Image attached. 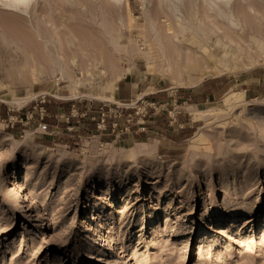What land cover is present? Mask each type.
Returning <instances> with one entry per match:
<instances>
[{"label":"rangeland","instance_id":"374dc122","mask_svg":"<svg viewBox=\"0 0 264 264\" xmlns=\"http://www.w3.org/2000/svg\"><path fill=\"white\" fill-rule=\"evenodd\" d=\"M202 1L0 6V264H264V0Z\"/></svg>","mask_w":264,"mask_h":264},{"label":"bare ground","instance_id":"6f19581e","mask_svg":"<svg viewBox=\"0 0 264 264\" xmlns=\"http://www.w3.org/2000/svg\"><path fill=\"white\" fill-rule=\"evenodd\" d=\"M32 1L33 0H0V6H2L3 8H5V9H8L9 10V12L12 10V11H18V12H22V13H26L27 12V10L30 8V6H31V4H32ZM124 0H115V2H116V4H122V2H123ZM141 2H142V5H143V7H144V9H145V15H146V20H147V22L150 24V26L152 27V28H154L155 27V25H156V23H157V21H158V18H155V17H153L149 12H147L146 11V9H147V4L148 3H151V1L152 0H140ZM166 1H168L169 3H170V5L172 6V10H173V14H174V16H175V18L178 20V21H180V22H182L183 23V20H182V17H180L178 14L179 13H181V6H183V4H184V0H166ZM197 1V0H196ZM211 2L216 8H217V10H218V13L221 15V14H227V10L226 9H228L229 11H231V9H232V3H233V0H204V4H206L207 2ZM161 3V2H160ZM33 5V4H32ZM206 6V5H205ZM204 6V7H205ZM159 9V8H158ZM183 9V8H182ZM192 9V8H191ZM206 9V8H205ZM208 9V8H207ZM161 11H162V13L163 14H165L164 13V11H163V9L161 8ZM227 11V12H226ZM190 12V11H189ZM206 12V11H205ZM185 13V12H184ZM191 13V12H190ZM194 13V12H193ZM199 14V13H198ZM232 14V13H231ZM160 17V16H159ZM184 17V16H183ZM196 17V16H195ZM227 17H228V14H227ZM186 18V17H185ZM132 21H134V18L132 17ZM138 21V20H137ZM161 21V20H160ZM197 21H199V20H197ZM229 21H230V24H232V25H234V26H237V24L235 23V16H234V14L233 15H231V17H229ZM119 22V21H118ZM126 22V21H125ZM184 22H185V20H184ZM187 22V21H186ZM185 22V23H186ZM145 23V22H144ZM204 23V22H203ZM184 24V23H183ZM189 24V23H188ZM191 24V23H190ZM196 24V23H195ZM228 24V23H227ZM145 25H146V23H145ZM197 25H198V23H197ZM196 25V26H197ZM149 26V27H150ZM185 26H186V24H185ZM122 27V26H121ZM183 27V30L182 31H184L185 29H184V26H182ZM199 27H200V25H199ZM239 27V26H238ZM158 28V27H157ZM170 28V27H169ZM191 28V27H190ZM232 28H234V27H232ZM142 29L144 30V25H142ZM198 28H196V30H197ZM200 29V28H199ZM217 29H220V28H218L217 27ZM192 30V29H191ZM195 30V29H194ZM187 31V30H186ZM201 33H202V31L201 30H199ZM197 32V31H196ZM196 32H194L195 34H196ZM189 33H192V32H189ZM199 33V32H198ZM182 35V34H181ZM189 35H191V34H189ZM194 35V34H193ZM197 35V34H196ZM253 35H255V34H253ZM253 35H252V37H253ZM167 37V39L166 40H168L167 42H168V51H169V59H168V61H166V62H168V64H165V65H167L168 66V69L169 70H171V71H175V74H176V76L174 77V79L176 78V80H177V83H181L182 82V77H183V75H187L188 74V76H189V78H191V81L193 82V84L194 83H199V82H202V81H204V79L206 78V77H208V76H219L222 72H223V70L220 68V66H218L217 64H213V62L209 59V57H199V54H198V51H195V50H193L192 51V49L189 47V46H187L186 44H184V42H183V40H182V38H180V36H179V34L176 32V31H172V34H168L167 33V35H166ZM201 36V35H200ZM256 36V35H255ZM183 37V36H182ZM211 37V36H210ZM263 37V36H262ZM201 38V37H200ZM199 38V39H200ZM202 38H203V40L206 42V43H208V41H210V39L208 40V41H206L207 40V37L204 35V36H202ZM217 38H219V37H217ZM221 38H222V36H221ZM237 38V37H236ZM224 39V38H223ZM223 39H222V41H223ZM261 39V38H260ZM263 39V38H262ZM115 40H116V38H115ZM176 41H178L179 43H182V45H179L178 43H176ZM201 41V40H200ZM203 41V42H204ZM215 41V40H214ZM222 41H221V43H222ZM229 42V41H228ZM202 43V42H201ZM215 43V42H214ZM225 43H227V42H225ZM263 43V42H262ZM130 44V43H129ZM128 44V45H129ZM228 44V43H227ZM234 44V43H233ZM143 45H144V43H143ZM147 45H149V44H147ZM153 45V44H152ZM204 45H206L205 43H204ZM235 45V44H234ZM264 45V44H263ZM117 46V45H116ZM139 46V45H138ZM207 46V45H206ZM218 46H219V44H218ZM262 46V45H261ZM135 47V46H134ZM208 47V46H207ZM211 47H212V45H211ZM234 47V46H233ZM133 48V47H132ZM261 48V47H260ZM141 49V48H140ZM205 49V48H204ZM211 49V48H210ZM209 49V50H210ZM214 49V48H213ZM219 49H221V48H219ZM130 50V49H129ZM143 50V49H142ZM165 51H166V49H164ZM207 50H208V48H207ZM208 50V51H209ZM215 50V49H214ZM218 50V49H217ZM202 51H203V48H202ZM247 51V50H246ZM134 52V51H133ZM157 52V51H156ZM182 52L185 54V60L184 61H181V60H179V58L181 57V55H182ZM204 52V53H203ZM202 53L205 55V54H208L209 55V53H207V51H203ZM216 52V51H215ZM214 52V53H215ZM166 53V52H165ZM218 53V52H217ZM224 53V52H223ZM238 53V52H237ZM133 54V53H132ZM216 54V53H215ZM229 54V53H228ZM231 55H233V54H231ZM237 55V54H236ZM60 56V55H59ZM61 56L63 57V55L61 54ZM153 56V55H152ZM212 56H213V54H212ZM218 56V55H217ZM219 56H220V54H219ZM218 56V57H219ZM222 56V55H221ZM229 56V55H228ZM227 56V57H228ZM242 56V55H241ZM247 56V55H246ZM61 57V62L59 63V66H60V70H61V72L63 73V71H62V69H64L66 66H67V62H65V59L64 58H62ZM158 57V56H157ZM233 57H234V55H233ZM102 58V57H101ZM168 58V57H167ZM157 59H159V58H157ZM183 59V58H182ZM101 60V59H100ZM77 60H72L71 62H72V64L76 67L77 66V62H76ZM162 61V60H161ZM236 61V60H235ZM237 61H238V59H237ZM96 62V61H95ZM160 62V61H159ZM239 62V61H238ZM105 63V61L103 62V64ZM247 63H250V61L249 62H247ZM90 64L92 65L93 63H91L90 62ZM96 64V63H95ZM100 64V63H99ZM102 64V65H103ZM111 64V63H110ZM157 64V63H156ZM161 64V63H160ZM159 64V65H160ZM239 64V63H238ZM243 65L244 64H246L245 63V61H244V63H242ZM101 65V64H100ZM158 65V64H157ZM243 65H241L242 67H243ZM248 65V64H247ZM251 65H253V63L251 64L250 63V66ZM93 66V65H92ZM99 66V65H98ZM153 66V65H152ZM163 66V65H162ZM167 66H166V68H167ZM95 67H96V65H95ZM257 67V66H256ZM117 68V67H116ZM161 68V67H160ZM244 68H248V67H244ZM244 68H242V69H244ZM250 68V67H249ZM95 69V68H94ZM225 69V68H224ZM238 69V68H237ZM241 69V68H240ZM252 69V68H251ZM103 70V69H102ZM112 70V69H111ZM110 70V71H111ZM114 70L116 71V73H117V70H119V71H121L120 70V68H118L117 70L114 68ZM164 70V69H163ZM247 70H249V69H247ZM37 70H36V68L34 67V66H31L30 67V73H31V76L33 77V79H34V81H37V79H36V72ZM95 71V70H94ZM101 71V70H100ZM104 71V70H103ZM115 71H113L114 73H115ZM164 72V71H163ZM225 72V71H224ZM87 73V72H86ZM95 73V72H94ZM97 73V72H96ZM102 73V72H101ZM107 73V72H106ZM103 74H105L104 72H103ZM111 74H112V72H111ZM118 74V73H117ZM116 74V75H117ZM223 74V73H222ZM119 75V74H118ZM121 75H123V74H121ZM105 76V75H104ZM69 78L72 80V82H76L75 81V79H74V76L72 75V73H70L69 74ZM173 78V77H172ZM196 78V79H195ZM117 79V78H116ZM117 81V80H116ZM119 81V80H118ZM112 83H113V81H112ZM114 83H116V82H114ZM177 83H175V84H177ZM78 84H79V82H78ZM182 84V83H181ZM183 84H184V82H183ZM200 84V83H199ZM197 85V84H196ZM181 86H183V85H181ZM195 86V85H194ZM208 114V113H207ZM135 152V151H134ZM133 151H130V152H128V154H127V158L129 159V162H133V160H134V158H135V153H134ZM248 222H251V221H248Z\"/></svg>","mask_w":264,"mask_h":264},{"label":"built area","instance_id":"2783aa9c","mask_svg":"<svg viewBox=\"0 0 264 264\" xmlns=\"http://www.w3.org/2000/svg\"><path fill=\"white\" fill-rule=\"evenodd\" d=\"M43 130H45V131L47 130V125L43 126Z\"/></svg>","mask_w":264,"mask_h":264}]
</instances>
